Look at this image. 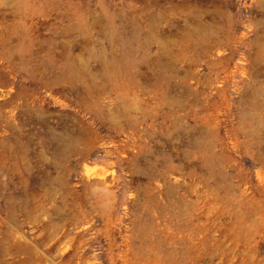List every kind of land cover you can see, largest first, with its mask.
I'll use <instances>...</instances> for the list:
<instances>
[{"label": "rangeland", "instance_id": "rangeland-1", "mask_svg": "<svg viewBox=\"0 0 264 264\" xmlns=\"http://www.w3.org/2000/svg\"><path fill=\"white\" fill-rule=\"evenodd\" d=\"M0 264H264V0H0Z\"/></svg>", "mask_w": 264, "mask_h": 264}]
</instances>
